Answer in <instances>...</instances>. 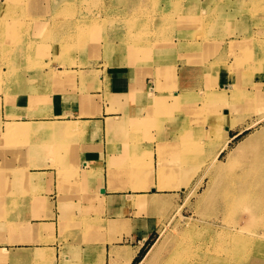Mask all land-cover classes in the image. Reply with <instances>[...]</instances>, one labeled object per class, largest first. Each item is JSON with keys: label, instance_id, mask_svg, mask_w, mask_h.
Instances as JSON below:
<instances>
[{"label": "crops", "instance_id": "crops-1", "mask_svg": "<svg viewBox=\"0 0 264 264\" xmlns=\"http://www.w3.org/2000/svg\"><path fill=\"white\" fill-rule=\"evenodd\" d=\"M76 1L83 6L84 0ZM162 1L157 0L159 8L166 5ZM238 2L221 0L218 5L225 16L209 33L219 42L218 50L204 61L197 48L205 42L179 47L176 24L173 49L158 51L139 65L107 51L92 66L71 69L82 73L59 91H52L51 83L60 74L27 75L18 84L0 74V264H111V243L118 247L116 254L128 246L141 247L154 225L132 215V209L164 194L148 189L176 186L157 188L158 147L164 151L179 142L171 134L173 121L157 111L170 112L171 98L236 79L242 71L229 68L231 43L238 40L252 48V35L264 34L260 23H247L250 12ZM102 6L101 0H90L87 7L94 13ZM84 11L78 9L77 15ZM261 65L262 72L248 77L264 80V60ZM157 121L165 122L162 131L154 129ZM8 140L12 154L3 152ZM145 155L153 162L148 174L139 171V158ZM116 230L128 243L138 236L137 244H113ZM125 261L117 256L116 264Z\"/></svg>", "mask_w": 264, "mask_h": 264}, {"label": "rangeland", "instance_id": "rangeland-1", "mask_svg": "<svg viewBox=\"0 0 264 264\" xmlns=\"http://www.w3.org/2000/svg\"><path fill=\"white\" fill-rule=\"evenodd\" d=\"M165 1L162 2L166 5L159 8L157 0H147L144 3L136 0H101V11L94 13L87 7L90 0H84L83 6L76 0L34 1L32 5L37 4L36 8H30L26 15L17 19L15 26L0 32V74H3V79H9L10 84L20 83L21 77L27 75L32 78L36 74L46 78L48 75L60 74L58 82L51 83L52 91H59L70 86L74 82L73 77L82 73L71 69L92 66L94 62L104 59L107 51L115 53V58L120 57L125 63L131 61L132 64L139 65L143 61L146 64L158 51L173 49L166 46L174 42L171 36L176 24L180 33L177 41L179 47L192 45L196 48L198 43L205 42L197 48L198 52L203 51L202 56L215 54L219 42L212 39L209 33L218 29L222 16H225L218 6L222 4L221 0ZM237 6L243 10L247 7L250 12L248 24L253 22V25L260 23L264 26V0H241ZM78 9L85 11L77 15ZM166 9H171V12L167 13ZM257 14L261 15L260 19H251V16ZM251 38L254 42L252 48L245 47L246 43L240 45L238 40L231 43L233 61L229 68L235 72L242 71L238 72L236 79L231 78L220 88L209 87L201 93L181 94L178 98H171L173 104L169 108L170 112L157 111L156 115H164L173 121L171 134L179 139L177 144L164 151L158 147L157 188H163L168 183H174L170 185L177 187L147 190L150 193L164 194L144 201L143 204L147 202V206H136L131 213L133 215L136 212L148 219L149 225L153 223L154 228L140 248L137 246L132 249L128 246L117 250L116 254L118 247L112 248L111 243L110 254L115 255L111 264H116L117 256L126 262L130 261V253L135 249L139 250L129 264H139L140 260L133 263L134 258L141 248L146 253L161 232L175 234L186 227L202 233V241H209L218 232L231 231L230 237L223 238L226 247L222 255L226 264H257L255 261L260 259V264H264V220L259 221L253 216L255 208H258L259 215L262 210L264 212V120L237 135V130H229L227 136L231 139L217 160H214L216 151L225 138V123H221V118L230 110L224 102L212 100L214 95L225 94L230 97L229 102L235 101L238 108H234L230 115L233 121L234 117L245 122L251 120L259 111V105L264 102L263 100L258 104L257 98L253 101L251 97H231L234 91L240 95L251 94L253 89L259 90L258 97L262 98L264 95L261 92L264 91L262 77L259 76L258 81L252 76L248 77L249 73L263 71L264 34L252 35ZM114 39L118 42H113ZM159 45L164 48H156ZM207 56L201 60L204 61ZM60 69L62 70L59 71ZM213 101L214 106H211ZM164 121H157L154 129L162 131ZM6 143H2L3 152L12 154L11 140ZM22 146L19 147L20 153H17L23 154L26 146ZM139 159L141 173L148 174L150 169L153 170V162L149 156H141ZM246 186L252 191L244 194L242 191ZM205 191L206 196L203 197ZM233 193L236 194L235 199H232ZM242 196L246 198L243 201ZM205 220L208 222L205 223ZM116 231L119 236L113 244L128 243L120 237V230ZM133 238L128 244H137L139 237ZM230 245L237 247L230 248ZM205 248L197 256H203ZM121 251L125 255L122 256L119 253Z\"/></svg>", "mask_w": 264, "mask_h": 264}, {"label": "bare ground", "instance_id": "bare-ground-1", "mask_svg": "<svg viewBox=\"0 0 264 264\" xmlns=\"http://www.w3.org/2000/svg\"><path fill=\"white\" fill-rule=\"evenodd\" d=\"M34 1L39 2L40 0H2V1H0V32H3V30H8V29L12 28V26H15L14 23L18 21L17 19L21 15H23V14L26 15L27 12L29 11V9L32 7L36 8L37 4H36V6L32 5L34 3ZM30 20H32V19L30 18ZM75 20H73V21H75ZM26 22H29V21H26ZM23 25H24V23H23ZM16 31H18V29ZM166 48H171V47L166 46ZM134 51H136V50H134ZM261 92H262V94H264L263 90H261ZM258 93H259V90H254V89H253V91H251V94L243 93L240 95L239 93L234 91V93L231 95V97L232 96L234 97L236 95L242 99H247V97H249V98L251 97L253 99V101H256V98H257V100H258L257 102L259 104L260 101L263 102L264 99H262V98H264L263 97L264 95L262 96V98H260V97H258L259 96ZM229 99H230V97L225 95V94L214 95V97L212 99L216 102H218V101L224 102V104L226 106H229V108H230V110L228 109V111L224 113L223 118H221L222 119L221 123L222 124L225 123L224 124V127H225L224 128V133H225L224 137L225 138L222 141L220 148H218L217 151L215 150L216 155L213 154V155H215L214 160H217V158H218L219 154L222 152V150H224L227 147L228 141L231 139V137L227 136V133L229 130H237V133H236V135H237L240 132H242L244 129L249 128L251 126H254V125L260 123V121L264 120V102L261 106L259 105V111L255 115V117L251 118V120L245 122L238 117H234L233 118L234 121L231 120L230 115L233 113L232 110H234V108L237 109L238 106L236 105L235 101L229 102L228 101ZM214 101H213V103L211 102V106L215 103ZM240 147L242 148V145H240ZM230 154H232V153H230ZM263 154H264V151H263L262 155ZM214 162L215 161H212V163H214ZM240 165H241V163H240ZM249 188H251V187H249ZM249 191H252V189H247V186H246V189H243L242 192L244 194H246ZM204 195L206 196V191L203 193V197H204ZM235 196H236V194L233 195L232 199H235ZM247 196H249V195H247ZM244 199H246V198H244L242 196L241 200L243 201ZM244 203H247V202H244ZM255 203L259 204L257 201ZM252 209H253V207H252ZM253 212H254V215H253L254 218H257V220H259V221L264 220L263 210H262V213H260V215L258 214V208L253 209ZM253 212H252V214H253ZM258 217H259V219H258ZM254 218H253V221L255 220ZM206 222H208V221L205 220V223ZM173 233L161 232L160 236L151 244L149 249L146 251V253L142 257V259L140 260L139 264H226L223 262V255H222V253L225 252V247H226L223 238L230 237L232 235L231 231L228 233L227 232L225 233L223 231L218 232L217 236H215V235L211 236L209 241L208 240L202 241V236H204V235L200 232L191 231L190 227H186L185 229L181 228L175 234H173ZM208 243H209V245H208ZM229 247L230 248H236L237 245H230ZM203 248L206 249L203 256H197V255H199V251H203ZM120 253L122 256L125 255V253L122 251ZM134 253L135 252L133 251L130 254L129 258L131 257V255L132 256L135 255ZM206 256H210V257L207 258ZM261 261H262V259L256 260L255 262L257 264H260ZM126 263H128V261L127 262L125 261V264Z\"/></svg>", "mask_w": 264, "mask_h": 264}, {"label": "trees", "instance_id": "trees-1", "mask_svg": "<svg viewBox=\"0 0 264 264\" xmlns=\"http://www.w3.org/2000/svg\"><path fill=\"white\" fill-rule=\"evenodd\" d=\"M144 254H145L144 250H143V248H141V250L139 251L138 255L134 258L133 263L136 262V261L141 260V258L143 257Z\"/></svg>", "mask_w": 264, "mask_h": 264}]
</instances>
